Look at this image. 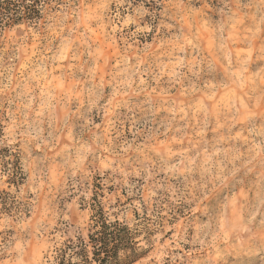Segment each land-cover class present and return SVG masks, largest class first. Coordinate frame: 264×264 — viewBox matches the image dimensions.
Wrapping results in <instances>:
<instances>
[{"label":"rangeland","instance_id":"rangeland-1","mask_svg":"<svg viewBox=\"0 0 264 264\" xmlns=\"http://www.w3.org/2000/svg\"><path fill=\"white\" fill-rule=\"evenodd\" d=\"M37 3L0 22V264H53L100 208L119 264H264V0Z\"/></svg>","mask_w":264,"mask_h":264},{"label":"trees","instance_id":"trees-1","mask_svg":"<svg viewBox=\"0 0 264 264\" xmlns=\"http://www.w3.org/2000/svg\"><path fill=\"white\" fill-rule=\"evenodd\" d=\"M37 4V0H0V22H17L25 16L33 19L38 16ZM8 157V153L0 157L1 173L10 187L18 186L23 179L22 170L18 159L6 160ZM9 196L0 190V218L9 215L15 207ZM133 239L126 226L110 220L100 208L91 218L86 240L77 238L57 248L53 264H119L120 255L128 254V259L133 254Z\"/></svg>","mask_w":264,"mask_h":264}]
</instances>
